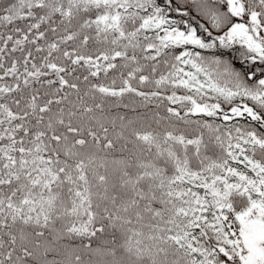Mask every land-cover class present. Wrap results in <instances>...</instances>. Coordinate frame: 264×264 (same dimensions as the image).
<instances>
[{"label":"snow or ice","instance_id":"snow-or-ice-1","mask_svg":"<svg viewBox=\"0 0 264 264\" xmlns=\"http://www.w3.org/2000/svg\"><path fill=\"white\" fill-rule=\"evenodd\" d=\"M0 264H264V0H0Z\"/></svg>","mask_w":264,"mask_h":264}]
</instances>
